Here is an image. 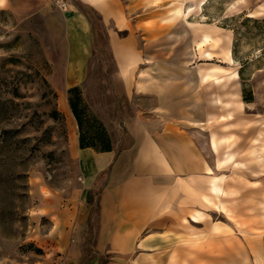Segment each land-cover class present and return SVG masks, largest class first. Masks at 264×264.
<instances>
[{
	"label": "rangeland",
	"instance_id": "rangeland-1",
	"mask_svg": "<svg viewBox=\"0 0 264 264\" xmlns=\"http://www.w3.org/2000/svg\"><path fill=\"white\" fill-rule=\"evenodd\" d=\"M155 2L157 43L147 55L150 64L143 65L150 68L146 79L158 95L166 89L161 80L179 85L172 92L174 103L186 115L199 109L193 113L199 116L189 119L205 121L188 126L195 135L203 132L206 143L211 144L212 133L232 137L219 152L210 145L212 171L203 181L195 180L188 193L179 188V203L188 195L193 210L207 214L206 220L194 224L195 234L183 249L164 252L162 259L167 264H264V0ZM199 42L205 43L200 49ZM95 55V74L82 92L83 133L89 140L98 137V144L107 137L112 149L121 150L129 145L123 122L134 107L114 91L110 49ZM158 71L166 76L153 75ZM207 73L215 74L211 81L221 76L226 82H204ZM50 74L37 38L9 12L0 13V264H63L55 217L81 203L80 131L69 100V113L62 108ZM245 95L252 102H245ZM214 98L220 105L211 104ZM211 115L218 119L210 122ZM227 153L235 155L234 162L226 157L227 165L220 166ZM212 177H224L222 196L210 195ZM203 194L211 196L209 204L202 202ZM178 207L190 215L185 205ZM97 227L95 204L83 235V261L93 255Z\"/></svg>",
	"mask_w": 264,
	"mask_h": 264
},
{
	"label": "crops",
	"instance_id": "crops-1",
	"mask_svg": "<svg viewBox=\"0 0 264 264\" xmlns=\"http://www.w3.org/2000/svg\"><path fill=\"white\" fill-rule=\"evenodd\" d=\"M2 12H9L43 46L51 66V86L61 101L69 100L70 89L87 90L97 68L95 51L108 47L116 65L114 91L134 107V114L123 122L127 147L109 152L79 149L81 203L76 211L55 217L59 232L56 250L63 264H103L104 260L106 264H167L162 254L183 249L195 234L194 224L201 225L207 215L193 210L188 195L179 203V188L188 193L195 180L203 181L212 171L210 145L219 152L232 137L227 140L212 133L211 144L204 141L203 132L198 131L197 137L188 125L205 120L189 119L198 117L193 113L199 109L188 110V115L179 111L172 93L179 85L162 84L161 80L166 89L158 95L155 85L146 79L150 68L143 65L150 64L147 55H153L157 43V3L70 0L68 9L63 10L51 0H0ZM199 44L202 48L205 43H197L198 48ZM211 76L215 74H205L203 81L226 82L221 76L211 81ZM220 103L218 98L211 101L215 106ZM64 111L69 113L67 105ZM215 119V115L209 116L210 122ZM226 157L235 160L233 153H227L218 160L220 166L227 165ZM223 181L224 177L208 181L210 195L225 194ZM210 195L203 194L202 202L209 204ZM92 196L98 210L97 236L93 255L83 261V235L93 222ZM179 204L189 208L190 215L179 211Z\"/></svg>",
	"mask_w": 264,
	"mask_h": 264
},
{
	"label": "trees",
	"instance_id": "trees-1",
	"mask_svg": "<svg viewBox=\"0 0 264 264\" xmlns=\"http://www.w3.org/2000/svg\"><path fill=\"white\" fill-rule=\"evenodd\" d=\"M236 43H238V42L236 41ZM235 50H236V44H235V49L233 52V55L236 57ZM47 83H48V81H47ZM55 96H56V94H55ZM245 102L249 103V102H252V100H251V98L246 97V95H245ZM69 103H70V107H71V110L73 112V115H74L75 119L77 120L79 131H80V148L81 149L94 148L95 150H97L99 152L112 151L113 149L111 147L110 140L107 137L99 138L100 143L98 144L95 141L98 139V137H96L97 139L89 140L84 135V133H83V128H84L83 115L86 111V106L83 103L82 91L80 88H73V89L69 90ZM54 116L57 117L58 113L55 112ZM95 202H96V198L94 196H92L91 203L94 205ZM89 227H90V225H89ZM82 264H84V262Z\"/></svg>",
	"mask_w": 264,
	"mask_h": 264
},
{
	"label": "built area",
	"instance_id": "built-area-1",
	"mask_svg": "<svg viewBox=\"0 0 264 264\" xmlns=\"http://www.w3.org/2000/svg\"><path fill=\"white\" fill-rule=\"evenodd\" d=\"M59 8L66 10L70 5V0H51Z\"/></svg>",
	"mask_w": 264,
	"mask_h": 264
},
{
	"label": "bare ground",
	"instance_id": "bare-ground-1",
	"mask_svg": "<svg viewBox=\"0 0 264 264\" xmlns=\"http://www.w3.org/2000/svg\"><path fill=\"white\" fill-rule=\"evenodd\" d=\"M186 12V11H185ZM182 37V36H181ZM62 104H61V106H62V108H64L66 105H67V102L66 101H62L61 102ZM211 170V169H210Z\"/></svg>",
	"mask_w": 264,
	"mask_h": 264
}]
</instances>
